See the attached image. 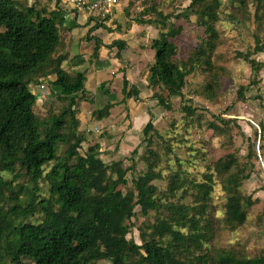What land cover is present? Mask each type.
Wrapping results in <instances>:
<instances>
[{"label": "trees", "instance_id": "1", "mask_svg": "<svg viewBox=\"0 0 264 264\" xmlns=\"http://www.w3.org/2000/svg\"><path fill=\"white\" fill-rule=\"evenodd\" d=\"M250 1L255 21L264 25V0H235L241 6ZM70 5L68 0H0V264H264L263 255L243 258L231 250L210 253L205 248L213 240L215 224L221 222L231 229L245 221V208L252 201L239 189L250 177V164L239 165L233 154H227L213 165L226 197L223 216L213 222L209 214L212 175L196 182L178 168L163 192L153 184L161 176L154 170L159 154L151 149L150 132L158 135L152 121L142 129L148 157L145 170L138 174L133 160L125 167L120 160L103 162L98 144L79 151L86 138L84 131L78 130L80 123L73 107L78 99L92 100L86 98L84 87L87 71L70 76L62 67L69 57L65 14L84 13L65 10ZM220 6V0H190L175 15L187 19L193 14L203 33L184 60H176L173 41L180 28L165 25L167 31H161L150 44L154 57L146 74L147 87L161 88L168 98L182 99L188 75L215 71L213 54L219 41L215 24ZM151 12L159 20L140 18L136 22L166 24L161 12L152 7ZM88 18L99 26L108 17ZM256 41V52L262 51ZM100 46L95 40L92 56L97 57ZM109 47L120 52L126 44L115 41ZM248 62L254 74L261 67L255 60ZM50 75L55 79L48 80ZM44 82L58 101L66 99L67 104L57 112L48 109L42 117L35 113V107ZM206 93H211L210 88ZM121 94V103L138 100L139 90L124 74ZM238 94H242L241 88ZM152 97L168 108V98L160 94ZM115 105L108 102L93 110L91 117L100 121ZM181 109L187 119L195 113L188 107ZM206 129L218 128L208 122ZM60 146L65 147L63 153ZM41 183L47 187L44 196ZM186 199L190 202H184ZM136 207L145 218L137 226L141 244L127 238L134 227L132 219L137 217ZM35 212L40 217L27 222Z\"/></svg>", "mask_w": 264, "mask_h": 264}, {"label": "rangeland", "instance_id": "2", "mask_svg": "<svg viewBox=\"0 0 264 264\" xmlns=\"http://www.w3.org/2000/svg\"><path fill=\"white\" fill-rule=\"evenodd\" d=\"M220 1L219 21L215 24L219 41L213 54L216 69L212 74L202 72L188 75L185 78L181 99L168 98L161 88L151 90L147 87L146 74L154 57V52L150 49L151 41L158 38L161 31H167L165 25L171 24L174 28H180V33L173 40L177 48V61L186 59L203 37L193 14L187 19L175 17L189 5L190 0H121L118 6L119 16L106 21L116 14L112 13L105 21L110 22L111 28L114 27L115 31L118 26L121 28L124 25L125 30L120 31L130 37L129 40L132 42L130 46L135 51L132 52L129 62L122 64L124 68L121 70H127L130 82L137 80L138 100L130 99L128 104L127 100L121 103L123 97L121 86L119 89V85L111 86L110 83L106 86L111 92L106 96L109 98L103 97V100L97 101L96 94L101 98L103 93L95 89V93L86 96L93 101L89 103L78 99L73 108L80 123L78 130L84 131L86 138L79 151L85 152L88 147L98 144L103 162L110 164L120 160L125 167L133 160L136 174L146 168L148 146L143 142L142 129L146 122L152 121L159 135L150 132L151 149L159 154V160L154 162V170L161 176L160 179L154 180L153 184L163 192L168 179L178 168L186 171L196 179V182L203 181L207 174L212 175L213 191L209 214L213 222H217L223 216L226 202L225 193L213 165L227 154H233L239 165L250 164L251 166H247L250 177L242 182L239 189L242 196L249 197L252 201L250 206L245 208V221L239 227L231 229L226 228L221 222L218 226L215 224L213 240L205 245V248L210 253L223 249L231 250L236 256L253 258L264 256V130L262 131L260 127V125L264 127V25H258L254 19L253 2L241 6L235 0ZM47 5L52 7L53 3ZM149 6L161 12L166 24L142 25L136 22V19L140 18L159 20L156 14L151 12V7L147 9ZM69 9L71 8L65 10ZM256 40H259L260 46L262 45L263 48H260L262 51L256 52ZM69 49L68 47V53ZM66 58L69 62L72 61L70 53ZM248 60H255L256 64H261L255 74ZM63 66L70 76L80 70V68L73 70L71 64L63 63ZM91 66V61H88L83 64L82 69L88 71ZM47 79L55 78L54 75H50ZM43 85V89L38 92L35 107V113L42 117L48 109L57 112L62 105L67 104L66 99L62 102L57 100L46 82ZM95 86L98 84L95 83ZM209 88L211 93H206ZM240 88L241 95L238 94ZM31 89L34 90L35 87ZM155 94L168 98V108L158 104L152 97ZM108 100L116 105L109 110L106 118L94 120L91 117L92 111L105 105ZM183 107L195 110V113L189 115L187 119L186 113L181 109ZM208 122L213 123L218 129H206ZM90 128L92 132L87 133ZM250 146L253 150L249 149ZM64 149V146H60V153H63ZM130 175V173L127 175L128 179ZM40 187L41 195L44 196L47 187L43 183ZM184 202L190 200L186 199ZM138 212L139 208L136 207L137 217L132 219L134 227L127 238L141 244L137 226L144 222L145 218ZM39 217L40 214L35 212L27 222H33Z\"/></svg>", "mask_w": 264, "mask_h": 264}, {"label": "crops", "instance_id": "3", "mask_svg": "<svg viewBox=\"0 0 264 264\" xmlns=\"http://www.w3.org/2000/svg\"><path fill=\"white\" fill-rule=\"evenodd\" d=\"M119 10L120 9L118 7L117 10L113 12V14L116 12L114 17L112 15L106 21L113 20L115 17L119 16ZM64 18L66 20L65 27L68 28L65 30V35L68 40L65 42L67 44V48H70V59H72L71 62L67 60L64 64H71V66H73V70L78 68L82 70L83 64L91 61L92 66L86 73L84 86L89 96H91V93H95L96 89L97 92L100 91L103 93L101 94V98L99 94H96L98 97L97 101L103 100V97L106 99L109 98L106 97L111 93L109 90V93L107 92V84L111 83V86L119 85L118 87L120 89V86L122 87L123 74L130 82L127 70H124L123 73V70L121 69L124 68L122 64L129 62L134 53L133 51L135 50L130 46L132 42L129 40L130 37L128 34L120 31V29L122 31L125 30L124 25H122L121 28L118 26L117 31L114 30V27L113 29L111 28L112 26L110 25V22L105 21L103 23H99L100 25L97 26L95 23L96 21L92 18H88V15L84 13L77 15L66 13ZM89 29L92 30L90 33L88 32ZM95 40H98L101 43L97 52V57L92 56L95 48ZM115 41H124L126 47L120 52H118L115 47H109ZM129 54L131 55L128 56ZM62 67L65 69L63 64ZM136 81L130 83L136 86ZM95 83L96 85L98 84V86H95ZM102 83L105 84L103 88L100 87ZM32 92L35 91L32 90ZM129 101L130 99L127 100V104ZM108 102L109 100L106 101V103ZM127 107H129V105Z\"/></svg>", "mask_w": 264, "mask_h": 264}, {"label": "built area", "instance_id": "4", "mask_svg": "<svg viewBox=\"0 0 264 264\" xmlns=\"http://www.w3.org/2000/svg\"><path fill=\"white\" fill-rule=\"evenodd\" d=\"M71 5V9H76L77 12H84L88 15H93L94 17H99L104 19L107 16H110L115 10L116 6L120 0H91L92 2L88 4V0H68ZM41 90L43 86L39 87Z\"/></svg>", "mask_w": 264, "mask_h": 264}]
</instances>
